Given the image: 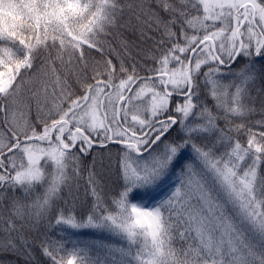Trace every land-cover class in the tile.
Segmentation results:
<instances>
[{
	"label": "snow or ice",
	"instance_id": "1",
	"mask_svg": "<svg viewBox=\"0 0 264 264\" xmlns=\"http://www.w3.org/2000/svg\"><path fill=\"white\" fill-rule=\"evenodd\" d=\"M257 111L264 0H0V256L264 264Z\"/></svg>",
	"mask_w": 264,
	"mask_h": 264
},
{
	"label": "trees",
	"instance_id": "2",
	"mask_svg": "<svg viewBox=\"0 0 264 264\" xmlns=\"http://www.w3.org/2000/svg\"><path fill=\"white\" fill-rule=\"evenodd\" d=\"M122 34V37L128 42L129 44V53L136 57L137 60H139V56L137 55V52L139 51V48L141 47H146L148 46L151 42L150 41H142L139 37L138 33L132 32V31H128L124 28H118L115 29L112 33V35L109 37L110 42L112 43L113 47H115L117 49V51L121 52V55H123V51L120 48V44H119V39L118 36ZM95 55V53H94ZM97 58H99L97 56ZM235 67V65L233 66ZM23 74V73H22ZM19 80V78H18ZM225 82L227 83V79L225 80ZM260 119H264V115H261L259 111H257L256 113L250 115L249 117H247V119L245 120V124L247 127H252L254 131H258L259 129L255 126V121L260 120ZM238 138L241 140L242 143L246 142V136L244 135L243 132H241L238 136ZM86 163L88 162L87 160L85 161ZM53 239L54 240H58L59 237L55 235V233H53ZM82 242H85L83 240H80ZM95 241H103L104 240H97V238H95ZM70 247V245H69ZM0 259H7V260H15L16 264H24V260L23 257H15L12 256L11 254H8L7 256H0Z\"/></svg>",
	"mask_w": 264,
	"mask_h": 264
},
{
	"label": "rangeland",
	"instance_id": "3",
	"mask_svg": "<svg viewBox=\"0 0 264 264\" xmlns=\"http://www.w3.org/2000/svg\"><path fill=\"white\" fill-rule=\"evenodd\" d=\"M22 74V73H21ZM19 77H17L18 79ZM147 96L144 97V100H147ZM43 147V145H41ZM68 232L71 234L72 238L78 239V240H83L85 242H93L95 241V238L97 240H104L108 244H113L117 246H126V242L122 241L120 238L110 235L108 233H102V232H95V231H84V232H73L72 230H68Z\"/></svg>",
	"mask_w": 264,
	"mask_h": 264
},
{
	"label": "water",
	"instance_id": "4",
	"mask_svg": "<svg viewBox=\"0 0 264 264\" xmlns=\"http://www.w3.org/2000/svg\"><path fill=\"white\" fill-rule=\"evenodd\" d=\"M234 66V65H233Z\"/></svg>",
	"mask_w": 264,
	"mask_h": 264
}]
</instances>
